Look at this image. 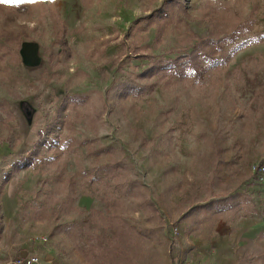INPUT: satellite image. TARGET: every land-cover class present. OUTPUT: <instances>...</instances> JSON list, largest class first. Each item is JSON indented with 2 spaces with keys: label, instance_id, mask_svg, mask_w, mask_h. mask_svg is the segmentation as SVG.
Segmentation results:
<instances>
[{
  "label": "rangeland",
  "instance_id": "obj_1",
  "mask_svg": "<svg viewBox=\"0 0 264 264\" xmlns=\"http://www.w3.org/2000/svg\"><path fill=\"white\" fill-rule=\"evenodd\" d=\"M163 1L0 0V34L12 33L0 37V264L30 254L43 264H89L80 250L104 232L93 224L100 213H116L140 232L150 226L142 201L99 172L115 158L99 147L117 153L163 219L157 256L142 251L140 264L213 258V233L195 236L197 220L181 218L190 200L243 192L264 219V186L252 172L264 159V40L194 79L160 78L136 97L115 89L136 84L149 61L126 53L131 38L148 46L141 55L151 61L188 51L211 20L250 22L239 40L257 38L264 0H183L182 23L161 44L154 46L152 28L132 35L135 21ZM23 42L38 45L36 65L21 56ZM80 95L85 107L61 109ZM61 138L69 139L65 149ZM261 242V257L246 264H264Z\"/></svg>",
  "mask_w": 264,
  "mask_h": 264
},
{
  "label": "trees",
  "instance_id": "obj_2",
  "mask_svg": "<svg viewBox=\"0 0 264 264\" xmlns=\"http://www.w3.org/2000/svg\"><path fill=\"white\" fill-rule=\"evenodd\" d=\"M186 11L183 0H164L157 9L135 21L134 28L131 31L132 35L152 28L154 29L153 44L157 46L162 43L164 37L171 32V29L180 26L183 20L182 14H186ZM211 22H213L212 26L205 36L195 38L193 46L188 51L184 50L170 59L153 58V61H151L147 57L148 55H141L143 49L148 48V46H141L136 38H131L128 45L124 44L126 53L136 57L144 56L149 61L145 67L136 73V84L123 82L116 86L115 89L119 96H141L150 92L160 78L184 77L194 79L200 77L209 70L224 67L245 47L264 40V34L257 38L239 40L241 36L248 32L252 25L250 22H231L228 26L222 27L217 24L218 21L216 20H211ZM11 34L2 33L0 37L5 38ZM87 99V95L69 97L67 101L61 104V109L67 105L69 112L73 113L79 107H85ZM85 117L87 120V116ZM68 140L67 138L60 139L61 148L65 149L68 146ZM98 152L115 157L111 163L99 169V172H106L107 175L111 176L120 184V188L127 196L141 200L145 206L144 211L150 214L151 221L150 226L145 231L140 232L116 213H109L107 217L100 213L99 221L93 220V224L102 225L104 232L97 234L94 231L93 243L88 242L87 247L80 250L81 256L89 264H140L143 258L142 251H146L150 260L153 256H157V249L153 244V240L160 241L158 236L163 227L161 226L163 219L142 184L136 179L125 175L126 165L117 153L110 148L103 147H99ZM30 154L13 163L15 171L21 169L23 165L31 160ZM8 176L9 174L6 175V178ZM188 203L189 205L183 211L181 218L188 219L187 221L197 220L198 224L195 228L199 231H191L195 236L205 237L210 235L221 219L232 223L241 216H250L256 213L255 205L250 198L245 193L238 191L222 196L212 194L205 200L195 202L190 200ZM93 214H96V212L93 211ZM204 219L206 222L202 223ZM107 230L111 231L112 234L107 235L105 233ZM152 263L153 261H149L145 264Z\"/></svg>",
  "mask_w": 264,
  "mask_h": 264
},
{
  "label": "crops",
  "instance_id": "obj_3",
  "mask_svg": "<svg viewBox=\"0 0 264 264\" xmlns=\"http://www.w3.org/2000/svg\"><path fill=\"white\" fill-rule=\"evenodd\" d=\"M234 222L233 227L225 223L218 225L217 222L211 240L214 255L213 258L202 259L204 264H246L247 260L257 261V257H261L264 219L257 213V208L255 214L241 216Z\"/></svg>",
  "mask_w": 264,
  "mask_h": 264
},
{
  "label": "built area",
  "instance_id": "obj_4",
  "mask_svg": "<svg viewBox=\"0 0 264 264\" xmlns=\"http://www.w3.org/2000/svg\"><path fill=\"white\" fill-rule=\"evenodd\" d=\"M252 172L257 183L264 186V159L257 163ZM9 264H43V262L37 255L30 254L16 257L12 259Z\"/></svg>",
  "mask_w": 264,
  "mask_h": 264
},
{
  "label": "water",
  "instance_id": "obj_5",
  "mask_svg": "<svg viewBox=\"0 0 264 264\" xmlns=\"http://www.w3.org/2000/svg\"><path fill=\"white\" fill-rule=\"evenodd\" d=\"M19 51L27 63L36 65L39 62L38 45L36 43L23 42L20 44Z\"/></svg>",
  "mask_w": 264,
  "mask_h": 264
}]
</instances>
